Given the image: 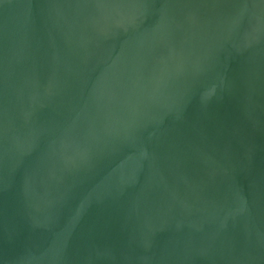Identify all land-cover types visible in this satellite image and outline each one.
<instances>
[{
    "label": "water",
    "instance_id": "obj_1",
    "mask_svg": "<svg viewBox=\"0 0 264 264\" xmlns=\"http://www.w3.org/2000/svg\"><path fill=\"white\" fill-rule=\"evenodd\" d=\"M0 264H264V0H0Z\"/></svg>",
    "mask_w": 264,
    "mask_h": 264
}]
</instances>
